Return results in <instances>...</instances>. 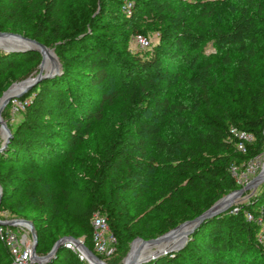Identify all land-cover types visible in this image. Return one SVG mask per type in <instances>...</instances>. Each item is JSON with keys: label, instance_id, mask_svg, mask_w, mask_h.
Masks as SVG:
<instances>
[{"label": "trees", "instance_id": "16d2710c", "mask_svg": "<svg viewBox=\"0 0 264 264\" xmlns=\"http://www.w3.org/2000/svg\"><path fill=\"white\" fill-rule=\"evenodd\" d=\"M72 1L0 3V31L53 47L61 64L58 73L18 98L21 119L7 143L0 141V211L32 222L40 255L66 235L82 238L94 252L91 217L100 211L117 244L113 255L99 257L121 264L116 254L128 240L148 239L193 219L239 188L231 166L262 153L264 0H238L225 26L214 20L213 0H96V13L81 14L74 25L65 20ZM152 31L157 40L142 53L125 49L130 37L148 38ZM209 40L217 59L200 51ZM40 61L38 51L0 49V95ZM219 69L231 72L230 89L236 92L212 101ZM176 81L193 92L192 103L172 96ZM249 85L244 98L240 91ZM109 110L118 111L117 124L92 164L76 169L77 147ZM231 128L253 134L245 153L237 149ZM47 170L60 179L46 176ZM157 174L173 177L164 194L175 204L184 191L192 193L186 214L171 218L167 203L148 201L147 218H138L133 197L148 191ZM237 207L205 220L181 249L139 264H264V245L256 239L261 228L246 218L251 213L264 225V182ZM11 262L0 240V264ZM45 264L86 263L61 247Z\"/></svg>", "mask_w": 264, "mask_h": 264}, {"label": "rangeland", "instance_id": "374dc122", "mask_svg": "<svg viewBox=\"0 0 264 264\" xmlns=\"http://www.w3.org/2000/svg\"><path fill=\"white\" fill-rule=\"evenodd\" d=\"M187 1H190V0H187ZM237 1L238 0H213L215 7H216V11L214 13L215 22L221 24L222 26H225L226 24H228L229 20L232 18L231 11L233 10L234 5L236 4ZM0 3L1 4L2 3H11V0H0ZM97 9L98 8L96 6V0H74V1L70 2L68 7H67L65 20L70 22L72 25H74L76 19L81 17V14L90 13V15H94L96 13ZM157 37H158V32L152 31L148 35V41L150 43H154L157 40ZM124 47L126 50L133 52V53H136V52L142 53L144 50H146L148 48V47L138 45L133 37H130V39L128 40V43ZM49 48L52 49L53 54L55 56V59L57 60V63H58L57 68L55 70H57L59 72L61 70V64L59 61V57L57 56L53 47H49ZM200 51L203 52L204 54L209 55V56L213 55V58H215V59H217V57H218V51L215 48L212 40H209L206 43H204L203 46L201 47ZM38 65H37V69L34 70L32 72V74H30L26 78L33 77L38 73V71H39ZM52 68H53V65H50V63H49V66L47 68L43 67L42 73L44 74L47 72V70H50ZM215 75H216L217 81H216V84L214 86H212L210 98L212 101H225L227 98H229L231 96V94L233 92H236V91H232V89H230L231 85H230L229 78L231 77V72L226 71V74H224L219 69L215 72ZM26 78L11 81L8 84V86L1 92V95L12 84L23 81ZM251 90H252V86L249 85L246 89L240 91V95L242 97L246 98ZM169 91L174 98L179 99L180 101L188 102V103H192L194 101L193 92L183 82L176 81V83L173 85L172 88L169 89ZM23 95H21V96H23ZM18 98L19 97L13 98L10 102H8L7 105L3 108L2 112H1V118L4 120L6 125L10 128V130H11V127H15L17 125V123L20 121L21 115H22V112L24 109L23 102L21 100H19ZM117 122H118V111L109 110L105 113L103 121L95 125V132L93 133V135L86 138V140L77 147V149L75 151V153H76L75 168L76 169H78V170L83 169L82 164H86L87 166H90L92 164V162H93L92 157H94V155L97 153V151L102 146L104 141L108 139L109 135L111 134V129L113 128V126H115L117 124ZM110 126H111V128H110ZM0 134H1V131H0ZM0 141H3V138L1 135H0ZM263 163H264V149H263L262 153L258 156L257 160H255L254 164L253 163L251 164V161L248 160L247 162H243L240 165H238L239 172L240 173L242 171L244 172V174L242 173L243 176L240 177L241 182L243 181L244 184H239L240 185L239 188L243 187L246 184L245 183L246 181L249 182L251 179H253L260 172L261 168H263V165H264ZM81 171H83V170H81ZM45 174H46V176H50V177L55 178L57 180L60 179V176L56 172H54L53 170H47ZM173 182H174V179L172 176H170L168 174H157L155 176V179L152 180V182L150 184V189L148 191L143 192L139 196L137 195V196L133 197L134 198L133 207L138 210V213H139L138 218H140L142 221H144L147 218V211L149 210V207H147L148 201L149 202L151 201L153 205H157V204L159 205V204L167 203V208L169 209L168 215L169 216L171 215L172 216L171 218H173V216H180L181 214L182 215L186 214V209L188 208V206H187L185 201L194 200L192 193L184 191L183 195L180 196L178 203L175 204V202L169 198L168 194H166V193L164 194V190L166 188H168L170 186V184H172ZM260 185L261 184H259L256 188H250L248 190H245L238 197V199L235 202H233L224 211H227L230 208H232L231 212L235 213L236 211H234L233 209L236 208L238 206V204H240L244 201H247L250 198V196L255 194L257 192V190L259 189ZM223 196H221V197H223ZM214 202H212L209 206H211ZM249 215L251 216V218H249ZM16 218H22V217L11 215L6 209H2L0 211V220H12V219H16ZM246 218H247V220L253 221L260 226L261 229L257 233L256 239L260 245H264V232L262 230L264 225L262 224L261 219H254L253 216L251 215V213H246ZM188 220H191V219L186 218L182 221H179L177 224H175L173 227L169 228L165 232L173 229L177 225H179L185 221H188ZM17 232L19 235L22 233H25L29 239H32L30 231L28 228H24V230H23L19 227L17 229ZM165 232H163V233H165ZM180 232L181 231H179L176 235L178 236V234ZM159 235H161V234H159ZM159 235H157V236H159ZM190 235L191 234H189L187 236V239ZM157 236L150 237L148 239H152V238H155ZM177 236H176V238H177ZM135 238H142V237L135 236V237L131 238L130 240H128L126 247L120 248L119 252L116 254V257L117 256L121 257L120 258L121 264L123 263V259L125 258V256L129 252L131 243ZM80 239L83 241L82 238H80ZM142 239H144V238H142ZM145 240H147V239H145ZM154 248L155 247H147L145 249L142 248L143 249L142 252L147 254V253L151 252L152 250H154Z\"/></svg>", "mask_w": 264, "mask_h": 264}, {"label": "water", "instance_id": "95a60500", "mask_svg": "<svg viewBox=\"0 0 264 264\" xmlns=\"http://www.w3.org/2000/svg\"><path fill=\"white\" fill-rule=\"evenodd\" d=\"M0 36H12L16 37L19 40L29 42L31 45H26V46H20L19 44H12V45H7L3 47L4 51H38L41 55V61L38 65L39 71L38 73L33 76V77H28L23 81H20L15 84H20L21 87L19 91L15 94H11L4 99L3 96L4 94L9 90V88L14 85L12 84L6 91L3 92V94L0 96V131L3 132L2 138H3V145L7 143L9 138L11 137V130L10 128L6 125L4 120L1 118V112L3 108L7 105L8 102H10L13 98L20 97L27 91H29L35 84H37L40 80H42L45 77L52 76L56 74L58 71L55 70V68L47 70L46 73H42V65L44 61V53H49L52 58L55 57L53 54V51L51 48L48 46L36 41L35 39L29 38L27 36H24L23 34L19 33H14V32H5V31H0ZM54 59V58H53ZM55 62L57 63V60L54 59ZM58 64V63H57ZM263 134H264V129H263ZM264 182V170L261 168L260 172L249 182H247L243 187L237 188L227 194H225L223 197L219 198L216 200L211 206H209L207 209H205L203 212H201L199 215L194 217L191 220L185 221L173 229L155 237L152 239H142V238H135L130 246V250L123 259L122 264H139L143 261L149 260L151 258L157 257L162 254L170 253L175 250L181 249L186 241H187V236L191 234L198 226H200L205 220L223 212L225 209H227L233 202H235L238 197L245 191L250 188H256L259 184ZM1 195H2V189L0 186V202H1ZM17 224H25L31 234V238L33 241L32 248H31V259L32 262H38L40 264H45L55 256L57 250L61 247H64L65 244L71 240L74 243L78 244L82 250V252L86 255L87 259L93 262L94 264H108L104 262L99 256H97L91 249H89L82 240L79 238H75L73 236H61L55 242L53 243L52 247L50 250L44 254V255H39L36 253V242H37V237H36V232L34 229V226L32 222L28 219L24 218H16L12 220H0V225H8V226H16ZM183 225H189V228L185 232V237L181 240H176V234L177 231L180 227ZM138 242V247H135V244ZM155 247L154 250L151 252L145 254L142 252V248L145 247Z\"/></svg>", "mask_w": 264, "mask_h": 264}, {"label": "built area", "instance_id": "2783aa9c", "mask_svg": "<svg viewBox=\"0 0 264 264\" xmlns=\"http://www.w3.org/2000/svg\"><path fill=\"white\" fill-rule=\"evenodd\" d=\"M132 37L138 45L144 47L149 46V41L146 36L142 34H135ZM230 132L237 140V149L245 153L247 145L254 139L253 134L246 130H240L237 128H231ZM257 158L258 156L250 159L251 164H254ZM230 171L238 184H244L243 181L241 182L240 180V177L243 176L244 172H239L238 165L231 166ZM247 182L248 181L245 183ZM237 209L238 208L236 207L233 210L237 211ZM249 218H251L250 215ZM18 226L23 230L24 228H28L25 224H17L16 226L0 225V240L5 243L12 255V262L10 264H40L38 262H32L31 248L33 241L32 239H29L25 233L19 235L17 232V229L19 228ZM91 226L94 253L97 256L102 255L107 258L113 255L116 251L117 238L110 229L106 216L100 211L93 213L91 217ZM64 247L75 251L78 258L85 261L86 264H94L87 259L80 246L73 241L69 240ZM101 259L106 262L103 258Z\"/></svg>", "mask_w": 264, "mask_h": 264}, {"label": "bare ground", "instance_id": "6f19581e", "mask_svg": "<svg viewBox=\"0 0 264 264\" xmlns=\"http://www.w3.org/2000/svg\"><path fill=\"white\" fill-rule=\"evenodd\" d=\"M12 44H19L20 46H26V45H31L29 42H25V41H22V40H19L18 38L16 37H12V36H0V49H3V47L7 46V45H12ZM55 59V57H53ZM52 58V56L49 54V53H44V61H43V65H42V70H43V67L44 68H47L49 66V63L50 65H53V69L57 68V63L55 62V60ZM21 85L20 84H14L12 85L9 90L4 94L3 98L4 99L5 97L11 95V94H15L19 91ZM2 99L0 100V102L2 101ZM1 136L3 135V132H1L0 134ZM264 164V163H263ZM263 170H264V165H263ZM189 225H183L182 227H180L177 231V233L179 231H181L176 240H181L185 237V232L186 230L188 229ZM138 247V242L135 244V247ZM148 247V246H147ZM145 247V248H147ZM143 248V249H145ZM148 251V250H147Z\"/></svg>", "mask_w": 264, "mask_h": 264}]
</instances>
